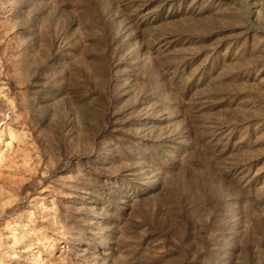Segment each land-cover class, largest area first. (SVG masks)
Returning <instances> with one entry per match:
<instances>
[{
    "label": "rangeland",
    "instance_id": "rangeland-1",
    "mask_svg": "<svg viewBox=\"0 0 264 264\" xmlns=\"http://www.w3.org/2000/svg\"><path fill=\"white\" fill-rule=\"evenodd\" d=\"M0 264H264V0H0Z\"/></svg>",
    "mask_w": 264,
    "mask_h": 264
}]
</instances>
